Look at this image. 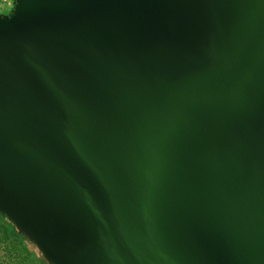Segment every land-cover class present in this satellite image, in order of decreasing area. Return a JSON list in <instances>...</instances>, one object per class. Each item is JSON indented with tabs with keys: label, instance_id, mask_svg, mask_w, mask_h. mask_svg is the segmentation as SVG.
I'll return each instance as SVG.
<instances>
[{
	"label": "water",
	"instance_id": "water-1",
	"mask_svg": "<svg viewBox=\"0 0 264 264\" xmlns=\"http://www.w3.org/2000/svg\"><path fill=\"white\" fill-rule=\"evenodd\" d=\"M0 215L46 264H264V0H11Z\"/></svg>",
	"mask_w": 264,
	"mask_h": 264
},
{
	"label": "trees",
	"instance_id": "trees-1",
	"mask_svg": "<svg viewBox=\"0 0 264 264\" xmlns=\"http://www.w3.org/2000/svg\"><path fill=\"white\" fill-rule=\"evenodd\" d=\"M0 264H46L3 215H0Z\"/></svg>",
	"mask_w": 264,
	"mask_h": 264
},
{
	"label": "rangeland",
	"instance_id": "rangeland-1",
	"mask_svg": "<svg viewBox=\"0 0 264 264\" xmlns=\"http://www.w3.org/2000/svg\"><path fill=\"white\" fill-rule=\"evenodd\" d=\"M11 8V0H0V14H7Z\"/></svg>",
	"mask_w": 264,
	"mask_h": 264
}]
</instances>
